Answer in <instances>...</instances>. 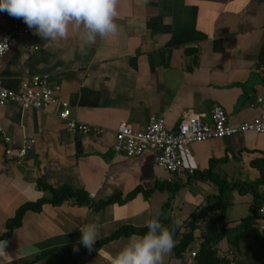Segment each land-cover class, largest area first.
Wrapping results in <instances>:
<instances>
[{"label":"crops","instance_id":"crops-1","mask_svg":"<svg viewBox=\"0 0 264 264\" xmlns=\"http://www.w3.org/2000/svg\"><path fill=\"white\" fill-rule=\"evenodd\" d=\"M118 12V37L98 38L87 55H81L75 33L47 41L30 29L38 50H27L21 39L0 57V78L9 89L20 93L25 78L42 74L61 87L59 102L46 109H24L14 101L0 109L15 149L25 138L34 139L24 163L18 164L5 154L0 135V235L22 205L53 196L42 184L85 191L96 205L135 189L138 193L124 204L79 205L72 197L60 205L44 202L38 211L28 209L21 225L0 239L7 242L0 264H27L49 250L31 264H109L130 236L104 244L83 261L76 254L84 247L80 226L97 224L99 239L122 224L145 226L166 202L168 215L184 221L189 215L186 202L199 211L203 199L216 193L212 181L188 173L176 181L183 187L161 205L168 188L152 189L168 182L169 173L155 165L151 150L134 157L115 151L120 123L142 129L156 114L174 128L189 110L209 119L218 104L230 123L239 125L261 111V104L251 103L258 95L264 97V0H119ZM14 24L27 26L8 14L4 25ZM62 101L69 103L72 118L104 132L68 131L59 117ZM181 154L195 172L213 168L228 178L239 164L236 159L251 164L264 157V133L194 141ZM190 184L198 189L194 195L184 192Z\"/></svg>","mask_w":264,"mask_h":264},{"label":"built area","instance_id":"built-area-1","mask_svg":"<svg viewBox=\"0 0 264 264\" xmlns=\"http://www.w3.org/2000/svg\"><path fill=\"white\" fill-rule=\"evenodd\" d=\"M7 15V12H0V44L7 45V51L0 57L7 54L21 39H24L27 50H38L39 46L34 45L30 39L31 30L29 27L19 24L4 25V19ZM22 87V92H16L5 87L0 78V109L9 101L18 103L24 109H46L48 106L59 102L58 93L61 87L58 84H51L47 74L25 78L22 81ZM256 103L261 104L259 115L239 125L231 124L228 113L218 104L212 107L209 119L202 120L199 115L189 110L174 128L168 127L165 117L156 114L149 117L147 125L142 129H137L128 123H120L115 128L117 143L114 149L116 152L130 157L151 150L155 154V165L167 171L169 173L167 181L174 183L180 179H185L188 173L193 174L195 172L194 167L185 165L181 154V148L184 145L194 141L232 137L247 131L264 133V97L258 95L251 105ZM61 107L59 117L66 122L68 131L78 134L104 132L102 127L72 118L67 101H62ZM0 135L6 144L5 154L18 164L24 163L29 149L33 146L34 139L25 138L23 145L15 149L12 146V136L1 121ZM258 215L264 220V201L258 209ZM196 252L192 250L186 253V258L190 263L194 261Z\"/></svg>","mask_w":264,"mask_h":264},{"label":"trees","instance_id":"trees-1","mask_svg":"<svg viewBox=\"0 0 264 264\" xmlns=\"http://www.w3.org/2000/svg\"><path fill=\"white\" fill-rule=\"evenodd\" d=\"M262 164L258 166L257 162L259 159H253L251 165L259 167L261 176L254 184H242L239 182H232L227 179V177H221L219 174L210 168L206 171L194 172L191 176H195L200 180H210L218 186V191L214 194H209L207 196L208 204L200 208L199 211H193L190 214V219L186 221L184 228L181 230V225L175 228L173 233L175 240V247L173 248V254L181 260V264H231V259L226 255L222 254L218 249L217 244L223 240L228 239L231 244H233L236 249L240 251V244L242 241L247 243L249 246H254V251L252 253H247L248 258L239 259V264H264V233L256 225V218L258 217V209L262 202L264 201V191H260L259 187L264 184V157H262ZM44 188H50L53 192V196L50 199H41L37 202H30L22 205L18 210L16 215L11 218L6 226L7 231L0 235V239L9 236L12 231L21 225L22 218L28 209L40 210L44 202H51L54 205H60L65 200L72 197L76 198V203L79 205L90 204L96 207L103 206L110 203L124 204L136 196L139 189L128 193L124 198L121 195H115L108 200L99 202L97 205L90 200L87 192L82 190L72 189L68 186H62L59 188H52L46 184H42ZM181 184L179 182L169 183L164 182L163 186L156 185L152 190L156 188H168L169 190L176 192L180 189ZM239 189L241 193L251 192L253 194V203L250 206V214L244 216L241 219V223L233 228L227 227V211L232 200L228 194L230 189ZM170 203L166 202L160 209L159 214L156 216L160 219L161 223L170 229L174 227L173 221L174 216L168 215V208ZM218 212L214 218H209V215H213ZM199 221H206L205 232H203V240L200 244L199 250L196 252L193 263H190L186 258V252L193 244L196 235L195 231L201 227ZM148 231L145 226H135L131 224H122L110 235L99 238L93 249L89 251L83 247L80 251L76 252L78 256L81 257L83 261H87L91 256H93L99 249L106 243L118 239L122 236H132L134 234L143 235ZM60 250H68L69 247H59ZM49 251H45L31 262V264L36 260H39L45 256ZM74 252V251H72Z\"/></svg>","mask_w":264,"mask_h":264},{"label":"clouds","instance_id":"clouds-1","mask_svg":"<svg viewBox=\"0 0 264 264\" xmlns=\"http://www.w3.org/2000/svg\"><path fill=\"white\" fill-rule=\"evenodd\" d=\"M119 0H0V12L21 18L42 40L58 41L75 33L81 55L98 38H117L119 26ZM7 51L0 44V55ZM148 231L143 235H132L123 247L109 257V264H164L165 256L175 247L174 231L181 224L173 221V228L163 225L158 217L148 219ZM81 244L91 251L99 237V226L95 223L79 227ZM5 242H0L3 251Z\"/></svg>","mask_w":264,"mask_h":264},{"label":"rangeland","instance_id":"rangeland-1","mask_svg":"<svg viewBox=\"0 0 264 264\" xmlns=\"http://www.w3.org/2000/svg\"><path fill=\"white\" fill-rule=\"evenodd\" d=\"M237 162L239 164H237ZM236 164L237 165L235 166V170H232L230 177L227 178L229 181L239 182L242 184H254L258 180V178L261 176L259 167L251 165L249 160L245 159L244 161L239 162V160L236 159ZM257 164H258V166H261L262 160H259L257 162ZM182 187H183V185L181 186V188ZM196 190H198V189L196 188ZM196 190L192 186V184H190V185H187V188L184 190V192L191 191L190 193L192 195H194ZM259 190L261 192L264 191V184H262L259 187ZM217 191H218V188L216 189V192ZM184 192H182V193H184ZM172 193H173V191L166 189L164 192L165 197H164V199H161L160 204L162 205L164 201H167L168 197L171 196ZM228 194L231 197L232 204L230 205V207L228 208V211H227V227L233 228L236 225H239L241 223V219L244 216L250 214V206L253 203V197L254 196L251 192L241 193L239 191V189H237V188L236 189H230ZM169 199L171 200L172 198H169ZM203 200L204 201H202V204L204 203V205H207L208 204L207 199L204 198ZM184 210L185 211L188 210L187 214H189V215L186 218L184 216L185 219H183V220L190 219V212L191 211H194V210L197 211L195 209V206H193V204H189L187 202H186V205L184 207ZM217 214H218V212L214 213L213 215H209V218H214ZM199 222H200L201 227L195 231L196 238H195L193 244L191 245V247L187 250V252L192 251V250H195V251L199 250L200 244L203 240L202 234H203V232H205V230H207L206 221H199ZM185 223H186V221H181L180 225H181L182 231L185 230V228H184ZM256 225L264 233V220H263V217H261L260 215H258V219L256 218ZM217 247L221 251L222 254L226 255L227 257H229L231 259V264H239L238 263L239 259L247 260L248 255L246 252L252 253L254 251V246H252V245L249 246L244 241L241 242L240 251H239V249L237 250L236 247L233 244H231L229 242V240L226 238L221 240L217 244ZM95 263L98 264V262H95ZM191 263H193V261ZM164 264H181V260L179 258H177L173 254V251H172L171 254L165 256ZM245 264H247V263H245Z\"/></svg>","mask_w":264,"mask_h":264}]
</instances>
